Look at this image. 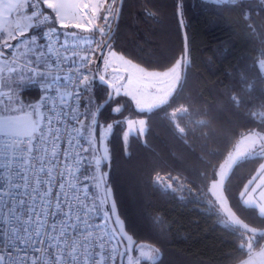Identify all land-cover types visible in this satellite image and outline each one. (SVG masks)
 I'll use <instances>...</instances> for the list:
<instances>
[{
  "label": "trees",
  "instance_id": "1",
  "mask_svg": "<svg viewBox=\"0 0 264 264\" xmlns=\"http://www.w3.org/2000/svg\"><path fill=\"white\" fill-rule=\"evenodd\" d=\"M180 20L188 39L185 67ZM109 43V50L148 70L165 71L178 60L182 65L176 89L161 105L141 110L119 94L100 112L98 146L99 133L113 125L104 140L102 172L124 234L132 236L134 247L158 250L150 264H235L260 248L264 214L243 204L240 195L261 152L238 160L223 185L245 227L224 223L209 186L243 134L264 135V74L258 64L264 57V0H123ZM107 92L96 80L93 103ZM140 118L144 131L125 135L126 121ZM165 180L182 189L165 187ZM92 190L102 199L100 188ZM244 233L252 243L244 244Z\"/></svg>",
  "mask_w": 264,
  "mask_h": 264
},
{
  "label": "snow or ice",
  "instance_id": "2",
  "mask_svg": "<svg viewBox=\"0 0 264 264\" xmlns=\"http://www.w3.org/2000/svg\"><path fill=\"white\" fill-rule=\"evenodd\" d=\"M105 3L0 0V84L19 105L12 107L13 98L0 94V264H116L117 255L127 264L156 259L158 250L147 244L133 248L132 236L121 249L125 235L116 205L105 210L107 191L105 199L92 191L93 185L101 187L98 173L108 157L107 148L96 156L97 112L103 105L93 103L96 57L106 64L105 49L112 48L104 39L111 9L105 23H97ZM41 26L46 30L37 32ZM106 76L98 81L109 88ZM35 77L50 82L40 103L23 104L15 91ZM113 89L116 95L106 93V103L118 99L119 89ZM112 127L99 133V142Z\"/></svg>",
  "mask_w": 264,
  "mask_h": 264
},
{
  "label": "rangeland",
  "instance_id": "3",
  "mask_svg": "<svg viewBox=\"0 0 264 264\" xmlns=\"http://www.w3.org/2000/svg\"><path fill=\"white\" fill-rule=\"evenodd\" d=\"M104 55L107 63L102 64L101 62V75L106 73V79L111 81L112 86L119 89V94L128 96L134 106L141 110H150L164 103L174 92L181 79V60H178L170 69L157 71L145 69L109 49L105 50ZM258 64L264 74V57L258 60ZM113 94L116 95V92L114 91ZM126 124L125 135H128L130 132L142 133L145 128L144 119L142 118L128 119ZM104 129L106 128L104 127L102 131ZM104 140L103 142H99L102 156L106 148ZM260 152L263 155L262 161L257 166L255 173L247 181V185L240 196L243 204L255 206L260 214H264V135L253 131L243 134L220 165L216 177L211 181L209 186L211 203L212 205L216 204V208L222 212L223 221L226 224L238 225L239 227L246 226V223L233 211L228 203L223 191L224 181L238 160ZM163 185L172 189L175 187L179 191L182 189L181 184L178 183L173 186L172 182L167 180L164 181ZM95 190H97L96 187ZM124 235L127 244L128 235ZM252 241V235L244 233V244L247 245L248 243H252ZM138 246H133V248H137ZM149 247L154 249L151 246ZM148 250V248L145 249V251ZM248 253L235 264H253L251 255ZM138 254L136 251L132 253L133 256H138ZM153 255L156 258L158 257V253H153ZM124 264H127L126 257L124 258Z\"/></svg>",
  "mask_w": 264,
  "mask_h": 264
},
{
  "label": "crops",
  "instance_id": "4",
  "mask_svg": "<svg viewBox=\"0 0 264 264\" xmlns=\"http://www.w3.org/2000/svg\"><path fill=\"white\" fill-rule=\"evenodd\" d=\"M101 14H102V12L100 13V15ZM97 23L99 24L100 20H98ZM75 31H82V30H75ZM37 32H40V30L38 29ZM82 34L88 35V33H82ZM13 43H15V41H13ZM13 51H15V50H13ZM5 55L9 56V59H11L12 53L9 52L8 50H5ZM48 82L49 81H47V80H42L41 77H35L31 80L23 81V82H21V86L16 89L15 97L21 98V102L23 104H26V105L27 104H36L38 102L40 95L44 91L45 85ZM11 91H12L11 89L5 88L2 86V84H0V94H8L5 96L6 100L13 98L11 96ZM21 93H22V96H21ZM18 106L19 105H17L14 102V98H13L12 107H18ZM249 253L248 254L251 255V259H252L253 264L254 263L255 264H264V243L260 248L255 249Z\"/></svg>",
  "mask_w": 264,
  "mask_h": 264
},
{
  "label": "water",
  "instance_id": "5",
  "mask_svg": "<svg viewBox=\"0 0 264 264\" xmlns=\"http://www.w3.org/2000/svg\"><path fill=\"white\" fill-rule=\"evenodd\" d=\"M122 3H123V0H118L116 18H115V22L113 24L112 31L108 35V37L105 38V40L108 39V42L110 41V39H111V37H112L115 29H116V26H117V23H118V20H119V17H120V13H121ZM178 12H179V10H178ZM117 13H118V15H117ZM180 22H181V28H182V33H183V41H184V67H185L186 66V63H187V58H188V39H187V34H186L185 27H184V24H183L182 20H180ZM99 58H100L99 55H97L96 61H97V64L101 65V61H100ZM94 73H95V76L97 77V80H98V76L101 74V72L100 71L99 72H96L94 70ZM107 93H110L111 95H113L114 89H113L112 84L108 88V92ZM106 104H107L106 103V98L104 100H102L98 104V105H103V107H101L100 110L97 112V120L99 119V115H100L101 110L104 108V106ZM96 136H97V130H96ZM97 146H98V141H97ZM98 149H99V146H98ZM96 156L98 158L99 157H102L101 152H100V149L97 151ZM103 164H104V160H102V162H101V165H100V173H98V175H102V182H101L100 191H101L102 199H105L104 193H105V191H107V189H106L105 179H104L103 172H102ZM106 199H107V202L104 205L105 210L110 209L108 195H107V198ZM109 214L111 215V213H109ZM110 227H116V226L115 225H111V223H110ZM117 238H119V233L117 234ZM125 246H126V242L124 240L121 241L120 242L121 249H123V247H125ZM117 264H124V258H121L120 256H117Z\"/></svg>",
  "mask_w": 264,
  "mask_h": 264
},
{
  "label": "built area",
  "instance_id": "6",
  "mask_svg": "<svg viewBox=\"0 0 264 264\" xmlns=\"http://www.w3.org/2000/svg\"><path fill=\"white\" fill-rule=\"evenodd\" d=\"M117 5H118V0H115L114 3H113V0H106L104 12L102 11V14H101V19H100V23L99 24L103 25L105 23V21L103 20V16L107 15V13H105V12H107L108 9H111L112 15H111V17H109V20L107 21V23L110 25L109 34L111 33L112 28H113V24L115 22L116 12H117ZM52 26H55V25H52ZM39 30H40V32L46 30V26H41ZM95 35L99 36V33H96ZM97 43L99 44L100 42L98 41ZM93 47H95V45H93ZM79 54L80 55H84L85 53L84 52H80ZM89 67L91 68L92 66L90 65ZM93 75H95L94 70H93ZM68 90H70V89L61 88V91H68ZM41 97H42V94L40 95L37 103L41 102ZM116 264H117V257H116Z\"/></svg>",
  "mask_w": 264,
  "mask_h": 264
}]
</instances>
